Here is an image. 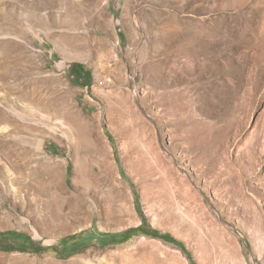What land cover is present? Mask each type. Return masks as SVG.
I'll list each match as a JSON object with an SVG mask.
<instances>
[{"label": "rangeland", "instance_id": "1", "mask_svg": "<svg viewBox=\"0 0 264 264\" xmlns=\"http://www.w3.org/2000/svg\"><path fill=\"white\" fill-rule=\"evenodd\" d=\"M0 264H264V0H0Z\"/></svg>", "mask_w": 264, "mask_h": 264}, {"label": "crops", "instance_id": "2", "mask_svg": "<svg viewBox=\"0 0 264 264\" xmlns=\"http://www.w3.org/2000/svg\"><path fill=\"white\" fill-rule=\"evenodd\" d=\"M138 227V226H137ZM140 227H138V229H139ZM146 230V229H145ZM149 230V232L151 233V235H145V234H141V235H145L146 237H150V238H152V237H154V238H156V240H162L163 242H166V243H169L167 240H165V238H162L161 236H159V235H157L156 234V231L155 230H152V229H150V228H148L147 229V231ZM136 234L135 233H133V234H131L130 235V237H133V236H135ZM140 235V236H141ZM156 235V236H155ZM103 239V238H102ZM113 239H115V240H113ZM117 240V238L115 237V238H112L111 239V237L109 238V241H110V243H113V242H115ZM119 240V239H118Z\"/></svg>", "mask_w": 264, "mask_h": 264}, {"label": "trees", "instance_id": "3", "mask_svg": "<svg viewBox=\"0 0 264 264\" xmlns=\"http://www.w3.org/2000/svg\"><path fill=\"white\" fill-rule=\"evenodd\" d=\"M78 76V75H77ZM79 77V76H78ZM80 78V77H79ZM139 231H141L143 234H145V235H151V233L149 232V231H147V230H145V229H141V228H139ZM156 236V235H155ZM161 237H163V238H165V236H161ZM165 240H167L166 238H165Z\"/></svg>", "mask_w": 264, "mask_h": 264}, {"label": "built area", "instance_id": "4", "mask_svg": "<svg viewBox=\"0 0 264 264\" xmlns=\"http://www.w3.org/2000/svg\"><path fill=\"white\" fill-rule=\"evenodd\" d=\"M98 84H99L100 86H102V85H104V81H103V80H99Z\"/></svg>", "mask_w": 264, "mask_h": 264}, {"label": "bare ground", "instance_id": "5", "mask_svg": "<svg viewBox=\"0 0 264 264\" xmlns=\"http://www.w3.org/2000/svg\"><path fill=\"white\" fill-rule=\"evenodd\" d=\"M36 234V233H35ZM37 235V234H36ZM171 246V245H170ZM171 247H173V249H175V250H177V251H179V249L178 248H176L175 246H171Z\"/></svg>", "mask_w": 264, "mask_h": 264}]
</instances>
